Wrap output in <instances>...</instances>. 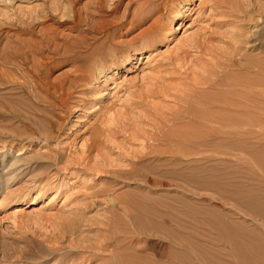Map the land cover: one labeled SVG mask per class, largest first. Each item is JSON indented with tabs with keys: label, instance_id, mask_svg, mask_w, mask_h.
<instances>
[{
	"label": "rangeland",
	"instance_id": "1",
	"mask_svg": "<svg viewBox=\"0 0 264 264\" xmlns=\"http://www.w3.org/2000/svg\"><path fill=\"white\" fill-rule=\"evenodd\" d=\"M237 243L264 254V0H0V264Z\"/></svg>",
	"mask_w": 264,
	"mask_h": 264
},
{
	"label": "bare ground",
	"instance_id": "2",
	"mask_svg": "<svg viewBox=\"0 0 264 264\" xmlns=\"http://www.w3.org/2000/svg\"><path fill=\"white\" fill-rule=\"evenodd\" d=\"M15 211H20V210H15ZM232 236V235H231ZM238 236V235H237ZM239 237V236H238ZM235 238V237H234ZM240 238V237H239ZM232 239V238H231ZM240 240V239H239ZM238 240V241H239ZM243 240V239H242ZM235 241V240H234ZM243 242V241H242ZM245 243V242H244ZM51 244V243H50ZM57 246V245H56ZM54 246V243L51 244V246L49 247V251L45 254V256L49 257L45 260L50 259V257L55 256L56 254V249H58V247ZM264 248V246H263ZM23 249V248H22ZM241 251L242 254L240 257L236 258L235 260H232V262H217V263H208V264H264V254L262 253L261 250H259V248H256L255 246H252L251 244H240L237 243V245H235V251ZM246 252H249L250 255L247 256ZM10 255V254H9ZM44 255V254H43ZM21 256V255H20ZM239 256V254H238ZM116 258V257H115ZM116 261L118 259H115ZM120 260V259H119ZM121 261V260H120ZM114 264V263H113ZM122 264V263H120ZM176 264V263H175ZM179 264V263H177ZM207 264V263H206Z\"/></svg>",
	"mask_w": 264,
	"mask_h": 264
}]
</instances>
